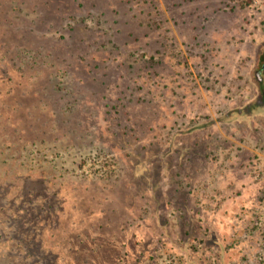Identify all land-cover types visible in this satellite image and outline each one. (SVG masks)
<instances>
[{
  "label": "rangeland",
  "instance_id": "rangeland-1",
  "mask_svg": "<svg viewBox=\"0 0 264 264\" xmlns=\"http://www.w3.org/2000/svg\"><path fill=\"white\" fill-rule=\"evenodd\" d=\"M263 44L264 0H0V264H264Z\"/></svg>",
  "mask_w": 264,
  "mask_h": 264
},
{
  "label": "flooded vegetation",
  "instance_id": "flooded-vegetation-1",
  "mask_svg": "<svg viewBox=\"0 0 264 264\" xmlns=\"http://www.w3.org/2000/svg\"><path fill=\"white\" fill-rule=\"evenodd\" d=\"M264 47V44H263ZM255 80L256 85L258 88V101L254 106H249L247 109H244V112L247 110L252 113V109H260L264 108V55L263 59L261 60V63L258 65V67L255 70ZM243 113V111H239L238 114Z\"/></svg>",
  "mask_w": 264,
  "mask_h": 264
}]
</instances>
